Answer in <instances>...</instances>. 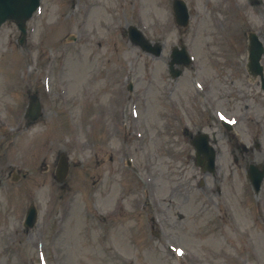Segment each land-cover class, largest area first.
<instances>
[{
  "label": "rangeland",
  "instance_id": "1",
  "mask_svg": "<svg viewBox=\"0 0 264 264\" xmlns=\"http://www.w3.org/2000/svg\"><path fill=\"white\" fill-rule=\"evenodd\" d=\"M184 1L186 28L173 0H41L22 46L1 25L0 264H264V184L255 196L246 175L264 161V93L247 69L264 0ZM131 27L160 57L132 45ZM181 43L193 62L174 63L173 80ZM197 133L215 136L214 176L195 167Z\"/></svg>",
  "mask_w": 264,
  "mask_h": 264
},
{
  "label": "water",
  "instance_id": "2",
  "mask_svg": "<svg viewBox=\"0 0 264 264\" xmlns=\"http://www.w3.org/2000/svg\"><path fill=\"white\" fill-rule=\"evenodd\" d=\"M40 0H0V26L6 21L14 22L19 28L22 38L20 43L23 44L27 35V26L26 23L32 18L33 14L36 12L39 7ZM174 10L177 14V18L180 19V23L182 25H186L187 17L186 10L183 4L179 1H175ZM131 32L135 34L138 42H135L137 45H140L143 49L148 50L147 45L148 41L138 32L136 29L131 28ZM133 41V40H132ZM251 68L253 69L256 75L261 74L262 69L259 65V60L264 52L262 44L258 41L257 37L251 35ZM161 51L160 47L155 49L156 55H159ZM183 63H185L183 61ZM253 73V74H254ZM254 74V75H255ZM176 76V75H175ZM264 85V81H263ZM40 114V104L38 102L37 97L32 98L31 108H30V116L32 119H36ZM207 141V137H204ZM197 147V144H194ZM199 149V147H197ZM204 159H199L200 164H206L205 169L207 171L214 172V153H204ZM206 162V163H205ZM67 165L63 161L59 165L57 179L59 181H63L67 175ZM249 179L253 184L255 192H259L262 181L264 179V167L263 171L260 172L258 169L251 167L249 172ZM37 221V213L35 209L30 208L27 216V227L32 228Z\"/></svg>",
  "mask_w": 264,
  "mask_h": 264
},
{
  "label": "bare ground",
  "instance_id": "3",
  "mask_svg": "<svg viewBox=\"0 0 264 264\" xmlns=\"http://www.w3.org/2000/svg\"><path fill=\"white\" fill-rule=\"evenodd\" d=\"M52 62V61H51ZM46 68V67H45ZM12 84V83H11Z\"/></svg>",
  "mask_w": 264,
  "mask_h": 264
}]
</instances>
